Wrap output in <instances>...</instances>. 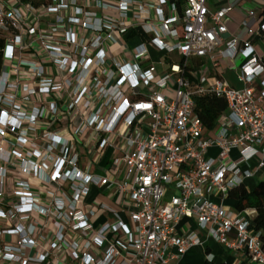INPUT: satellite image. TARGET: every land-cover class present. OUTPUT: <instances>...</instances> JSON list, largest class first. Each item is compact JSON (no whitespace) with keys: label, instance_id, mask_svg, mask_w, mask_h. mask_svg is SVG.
Returning <instances> with one entry per match:
<instances>
[{"label":"built area","instance_id":"2783aa9c","mask_svg":"<svg viewBox=\"0 0 264 264\" xmlns=\"http://www.w3.org/2000/svg\"><path fill=\"white\" fill-rule=\"evenodd\" d=\"M225 1L0 0V264H169L204 237L264 264L255 211L225 206L264 170V18L241 39ZM207 95L227 104L212 130L195 112ZM93 187L132 228L87 202ZM101 211L115 222L96 228Z\"/></svg>","mask_w":264,"mask_h":264},{"label":"crops","instance_id":"0c3cea01","mask_svg":"<svg viewBox=\"0 0 264 264\" xmlns=\"http://www.w3.org/2000/svg\"><path fill=\"white\" fill-rule=\"evenodd\" d=\"M106 2H116L118 0H105ZM231 5L233 7V11L230 14V16L227 18L226 23L229 26V29L231 30V33L235 34L236 36L240 37L241 39H248V30L247 28H244L242 26L243 21H247L249 24V27L253 30H256L259 26V22L264 18V0H227L223 2V5ZM214 8V6H212ZM250 11H255L257 17L256 18H249L248 14ZM110 16H116V13L114 12H106ZM135 43L134 46H136L139 43V39H134L131 41L130 44ZM131 46V45H130ZM157 53V52H156ZM161 59L157 65V70L159 72H163L167 69L164 63V54H160ZM179 57L176 54H173L171 56H167L166 61H178ZM229 63L224 62L222 63L221 67L224 69V72L221 73V75L228 80L233 86H238L234 74L232 73V68H229ZM220 67V68H221ZM231 75L233 76V79H228L227 77ZM210 151L214 153H218L217 148H213ZM111 157H112V149H109L105 155V157L99 162L98 166L94 168L93 170L96 173L104 174V170L110 166L111 163ZM86 159L87 157L84 156L81 161V166L84 168L86 166ZM261 175V172L258 174V177ZM249 181V180H248ZM252 181V180H250ZM246 187V186H245ZM115 190L114 189H107L106 187H93L91 189L90 195L87 199L88 203H93L95 201L106 203L109 206L113 207L120 215L121 220L124 222V224L128 225L130 228H132V225L130 223L129 213L126 210L125 207V200L122 199L120 203V199L114 196ZM226 203V202H225ZM227 207V206H226ZM231 210L236 211L235 205L233 208L227 207ZM114 223L115 219L113 216L108 212H99L97 216L94 219V226L96 228L102 226L105 223ZM194 221L188 218H185L182 220L179 230L185 231L188 227L193 226ZM204 244L202 246L194 247L190 249L182 258L179 260L173 261L176 262V264H205L207 261V255L213 256L214 262L219 263H228V264H253L250 262L248 257L241 253H235L227 251L223 246L218 244L212 239L203 238Z\"/></svg>","mask_w":264,"mask_h":264},{"label":"trees","instance_id":"16d2710c","mask_svg":"<svg viewBox=\"0 0 264 264\" xmlns=\"http://www.w3.org/2000/svg\"><path fill=\"white\" fill-rule=\"evenodd\" d=\"M177 4L180 9L182 0H177ZM135 35L136 32H132L128 36V40H132ZM226 108L227 104L223 98H218L212 95L198 97L195 101V112L208 130H212L215 127L217 118L226 110ZM228 199L234 202L235 209L238 212H243L245 210L255 211L250 228L252 232L259 234L264 247V180L260 181L252 190H248L245 186L234 189L230 193ZM205 264L228 263L207 260Z\"/></svg>","mask_w":264,"mask_h":264},{"label":"rangeland","instance_id":"374dc122","mask_svg":"<svg viewBox=\"0 0 264 264\" xmlns=\"http://www.w3.org/2000/svg\"><path fill=\"white\" fill-rule=\"evenodd\" d=\"M134 44L135 43L130 44L131 47H133ZM150 53H151V56H152V60L155 63H158L162 56L159 55L158 53H156L152 48H150ZM232 70H233V68H232ZM219 72L223 73L224 69L222 67L219 68ZM227 78L231 80V79H233V76L229 75ZM218 153H214V152L210 151L208 157H216L218 155ZM251 180L252 181L249 180L245 184V186H246V188L248 190H252L260 181L264 180V170L261 171V175L259 177L255 178V179H251ZM212 201L215 202V203H218V204L221 203L220 198L214 197V196L212 197ZM225 206L233 208L234 202L232 200L228 199V200H226ZM169 264H176V262L172 261Z\"/></svg>","mask_w":264,"mask_h":264}]
</instances>
